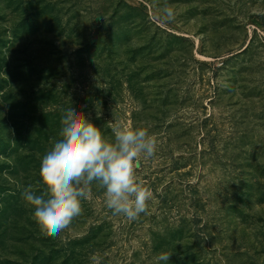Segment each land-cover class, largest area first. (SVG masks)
<instances>
[{
	"label": "rangeland",
	"instance_id": "obj_1",
	"mask_svg": "<svg viewBox=\"0 0 264 264\" xmlns=\"http://www.w3.org/2000/svg\"><path fill=\"white\" fill-rule=\"evenodd\" d=\"M167 3L174 22L158 19ZM157 140L146 213L92 186L48 236L39 191L63 111ZM264 264V0H0V264Z\"/></svg>",
	"mask_w": 264,
	"mask_h": 264
},
{
	"label": "clouds",
	"instance_id": "obj_2",
	"mask_svg": "<svg viewBox=\"0 0 264 264\" xmlns=\"http://www.w3.org/2000/svg\"><path fill=\"white\" fill-rule=\"evenodd\" d=\"M161 23L174 22L175 11L165 3ZM58 137L43 155L38 172L39 191L29 184L22 199L32 209L36 223L48 236L65 230L82 212L95 185L103 190L104 204L113 215L129 221L146 213L152 192L137 179L142 159L152 158L157 140L146 128L117 125L106 138L83 111L68 107L60 120ZM171 252L157 260L168 264Z\"/></svg>",
	"mask_w": 264,
	"mask_h": 264
}]
</instances>
